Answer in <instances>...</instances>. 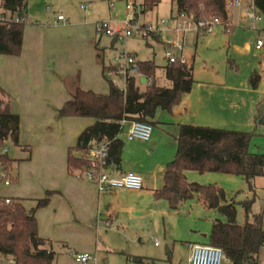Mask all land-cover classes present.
I'll return each mask as SVG.
<instances>
[{
    "label": "rangeland",
    "instance_id": "rangeland-1",
    "mask_svg": "<svg viewBox=\"0 0 264 264\" xmlns=\"http://www.w3.org/2000/svg\"><path fill=\"white\" fill-rule=\"evenodd\" d=\"M127 4L133 5V17L135 13L137 14L136 26L147 25L153 33H156L160 41H156L154 34L144 37L142 32L120 40L97 32V25L102 23H109L114 30L119 28L125 32V23L128 18ZM142 4L143 0H28V16L25 22L23 20L25 23L23 49L24 46L31 47L38 42V44L47 43L49 39L56 43L52 58L59 66L61 81H59L57 98L59 108L68 101L66 99H69L67 89L62 82V79L67 76L80 73L83 79L81 88L95 92L96 90L102 91L98 93H108V84L101 70L98 72L94 61L93 48L95 46L105 50V66L115 64V58L121 52L134 55L136 61L153 60L157 67V85L170 87L171 84L164 71L167 65L166 43L178 42L183 45L182 53L170 51L178 58L183 57L186 66L194 69L196 81H208L214 78L227 81V83L244 79L248 81L250 72L255 69L262 77L260 89L262 95L264 94V64L259 63L263 53L256 49L257 41L259 39L264 41L263 15L261 21H250L244 18L246 10H234L233 23L237 26L235 33L228 35L219 28L214 35L202 36L198 35L194 28L186 32L176 31L177 22L183 20L181 17L177 19L178 13L172 0H162L159 6L149 13L143 12ZM82 6L86 7L87 11H84ZM59 15H63L68 22H57ZM161 21H165L166 24ZM40 23L51 28L46 35L40 27L36 26ZM231 59L237 63L239 70L231 67L229 63ZM2 60L0 56V83H5L4 73L8 67L1 62ZM111 80H115L119 88L124 85L119 78L113 77ZM145 87L142 85L143 89ZM53 94H48V96H57L55 95L57 93ZM51 101L57 103L56 100ZM42 112L41 118H36L38 122L41 121L42 126L36 132H26L28 141L20 139V146L8 142V154L16 161L13 176L17 178L8 187L0 185V198L21 200L29 212L36 209L38 200L46 198L48 191H59L57 187H59L60 139L63 141V162L67 167L69 147L75 146L77 137L94 123L92 118L60 117L53 110ZM169 116L170 112L160 111L157 118L161 122L170 123L172 120ZM258 130L264 133V126ZM126 135L127 128H124L121 137L126 150L133 149L131 144L138 143L137 141L143 143L139 147V158L144 168L151 170L148 176L151 175L154 178L152 182L155 183L157 176L159 184L162 180L161 169L173 161L177 152L175 128L162 124L153 126L149 142L142 140L129 142ZM23 138H25L24 135ZM250 150L253 153L264 155V135L253 138ZM189 173L191 175L187 176L190 182L199 183L193 181L192 176L213 179L208 181H218L207 184L218 185L228 196H234L239 191L247 190L245 182L239 176L210 174L201 177L202 175L197 172ZM51 174L53 180L50 177ZM141 177L145 183L146 177L143 175ZM262 183H264V178H258L255 182L257 197L252 207L253 214L264 211V191L260 188ZM161 185L160 183L159 186ZM257 186H259L258 190ZM56 195L51 197L50 207L37 210L36 216L37 219L40 216L42 230L46 235L54 222L59 225V219L61 220L59 239L66 242L71 249L69 252H64V249L56 246L55 249L61 254L59 258L61 264H78L73 256L76 252L91 254L94 260L88 264H136L135 258L144 257L153 258L156 260H152L156 262L155 264H190V250L187 242L197 237L202 243L208 244V240L201 239L200 236L210 231L212 221L219 217L215 212L206 210L197 199L186 203L180 211H172L164 200L154 201L152 197L148 199L143 197L140 199L141 209L130 208L129 211L119 213V229L107 228L103 222L97 226L98 213L96 210L93 213L88 212L90 222L83 223L73 218L74 212L66 199L59 200L58 198V201L51 205ZM242 196L240 195L238 199ZM134 200L136 199L127 198L125 201ZM237 221L239 224L246 221L245 211L241 207L237 208ZM49 240L56 242L52 238ZM156 242L157 245H155ZM166 248L171 251L170 254H167ZM0 261L3 262L4 259L0 257ZM223 264L230 263L225 260ZM259 264H264V251Z\"/></svg>",
    "mask_w": 264,
    "mask_h": 264
},
{
    "label": "trees",
    "instance_id": "trees-1",
    "mask_svg": "<svg viewBox=\"0 0 264 264\" xmlns=\"http://www.w3.org/2000/svg\"><path fill=\"white\" fill-rule=\"evenodd\" d=\"M234 0H172L178 15H184L195 22L217 21L226 31L232 29L229 23L228 4ZM249 3V0H246ZM162 0H143L144 13L153 11ZM256 10L264 16V0H254ZM28 0H0V16L9 20L16 17L21 22L0 25V55L21 57L23 33L28 15ZM134 23L137 14L134 15ZM143 29L147 25L141 26ZM101 34V33H100ZM153 34V33H151ZM160 41L157 35H153ZM116 39V38H115ZM96 62L102 67V76L108 84V93L102 94L81 88V75L77 73L62 79L70 98L57 110L60 117L92 118L94 123L84 129L73 147L67 151V175L82 176L89 168L87 156L90 149L102 142L109 143L107 167L120 169L125 143L122 139L125 122H142L152 127L161 124L158 113L172 112L181 103L185 94L195 83L193 69L180 63L164 67L170 87L156 83V65L153 60L138 61L140 73L151 84L142 88L140 79L131 78L122 91L106 78L105 50L94 47ZM261 80L258 73L250 79V85L257 88ZM21 119L13 112L11 98L0 87V174L10 184L15 160L8 154L7 144L20 146ZM256 130L236 131L213 127L180 125L176 136L177 152L172 162L164 168L161 189L154 191L155 200H164L172 211H180L186 203L197 199L208 211L219 217L212 221L208 244L220 248L230 264H259L264 248V211L252 213L256 200L255 182L264 177V155L250 150ZM187 172L199 174H222L239 176L247 190L228 196L216 184H199L187 179ZM4 180H0L3 184ZM59 191H48L44 199L38 200L37 207L29 212L21 200L12 199L6 204L0 198V256L12 260L13 264H56L57 247L65 244L42 238L38 232L36 212L46 208L53 195ZM243 195L241 199H238ZM245 211L246 221L239 224L237 208ZM251 217V218H250ZM193 245V244H190ZM152 260L140 259L139 264Z\"/></svg>",
    "mask_w": 264,
    "mask_h": 264
},
{
    "label": "crops",
    "instance_id": "crops-1",
    "mask_svg": "<svg viewBox=\"0 0 264 264\" xmlns=\"http://www.w3.org/2000/svg\"><path fill=\"white\" fill-rule=\"evenodd\" d=\"M235 1H239L240 5L239 6L233 5V7L231 8L229 7V23L232 29L230 31H226L223 27L216 26L215 33L219 28L223 33H227L228 35H232L233 33H235L237 26H235L233 23V11L244 9L246 10L247 13V8L249 5L248 1L246 0H234L233 2ZM240 18L243 19V16L240 15ZM244 18L245 19L247 18L246 14L244 15ZM36 26L40 27V30L44 31L45 35L47 34V32H49V29H51L49 26H45L42 23L37 24ZM55 29H59V28H55ZM196 32H198V35L200 34L202 36L215 34V33L203 34L199 31ZM38 43L31 47L24 46L21 57L0 55L2 56L3 59L1 62H4L5 66L8 67V70L4 73L5 83H0V87L11 98L13 112L20 116L21 126H20L19 140L24 139V141H28L27 140L28 136L26 132H36L42 126L40 125L41 121L38 122V120L36 119V118H41V116L43 115L42 111L45 112L46 110H51V111L53 110L54 112L55 111L57 112V110L59 109V103L57 101L59 100L57 99L59 96V81H60L59 66L52 58V54L55 51L54 45L56 43H54V40H50V39L47 40V43H43V42L41 43V41H40L41 44ZM257 43H256V49H257ZM257 50L262 51L263 54L261 57V61L259 63L264 64V47L262 49H257ZM50 58L51 60H49ZM94 61L96 62L95 49H94ZM229 63L233 69L239 70V66L234 60L231 59ZM96 65L98 67V72L99 70H101L102 73V67L97 62ZM254 73H258V72L255 69L252 70L249 74V78L247 77L248 81L247 79H244L243 81L234 82L236 81L234 80L233 82L227 83V81L226 82H224V80L220 81L218 78L210 79L208 81L195 80L192 90L189 93L185 94L182 98L181 103L177 105L172 110V112H170L169 117L170 120L172 121L170 123L163 121L161 122V124L169 127L173 126L176 130L177 135L180 125L204 126V127H213V128L236 130V131L256 130L257 136L264 135V133H261V131L258 130L261 126H264V121L260 113L261 108L264 107V94L262 95L261 93L262 91L260 89V83L262 81V77L258 84V87L253 88L250 85V79ZM193 74H194V69H193ZM81 80L83 79L81 78ZM140 80L142 85H146V83L142 82V78ZM96 91L97 93L102 92L99 90ZM53 93H57L55 94L57 96L56 97L48 96V94L54 95ZM66 93H68L69 96V92L67 91ZM102 94H106V93H102ZM51 100H56L57 103H53ZM130 124L131 122H125V124L123 125V129L127 128V132H128L130 128ZM23 135L25 138H23ZM134 141L136 140L129 142H134ZM137 142L138 143L131 144L133 145L131 146L133 147V149L131 150H126V145H125L122 164L120 166V169H117L115 172L117 174L132 172L138 175L141 174L145 176L146 180L145 183L143 181L142 189L140 190L117 189L111 192L101 193L98 191L97 187L94 184L87 182L81 176L67 175V171H66L67 168L64 165L63 157H62L63 141L62 139H60L59 187H57L59 189V195L53 197V202L51 205H54L56 201H58V198L59 200L61 198H64L67 200V203L71 206L72 211L74 212L73 218H76L79 222L89 223L90 219L88 217V212L90 213L91 211L93 213V211L96 210L98 213L97 226H100L101 225L100 222H103L107 228L119 229L120 228V226L118 225L119 213H122V211L123 212L129 211L130 208H133L134 210L141 209L142 201H140V199H142L143 197H145L146 199L152 197L154 201H158L154 199V191L161 189L164 185V181H163L164 169H161L160 171L162 178L160 183L162 185L159 186L160 183L158 184L157 182V176L154 180L155 183H153L152 180L154 178H152L151 175L148 176L151 170L144 168V166L141 163V159L139 158L138 155L139 147L142 146L143 143L141 141H137ZM210 174H214V173H207L200 175H202L201 177H205L204 175H210ZM187 175H191V174L187 172L186 176ZM50 177L53 180L52 174L50 175ZM192 180L202 184H207L210 182L211 183L218 182L216 180L208 181V180H213L211 178L201 179L196 176L194 177L192 176ZM0 185H4V184H0ZM260 188H262L264 191V183H262V186H260ZM258 189L259 186H257V190ZM127 198H135L136 200L132 202H128L125 201ZM48 206L50 207V205ZM110 212H114L115 214L113 219H111L109 216ZM38 219H39L38 232L42 238L45 239L52 238L54 241H56V243L65 244V247L61 248L64 249V252L71 251L69 245L66 242H63L61 241V239H59V226L61 223L60 219H59V225L55 222L53 226L51 225L52 227H50V229L48 230L47 235L42 230L43 225L40 216H38ZM107 222H109L110 225H107ZM209 233L210 231L206 232L205 234L201 235L200 238L204 240H208ZM190 244H204V243H202L197 237H193L191 240H189L187 242V247L190 250V256H191V249L189 247ZM263 251L264 248L261 251V254ZM170 253L171 251L169 250L167 254ZM60 256L61 254L59 253L56 264H61L59 260ZM3 259L4 261L3 262L0 261V264H8L12 261L10 259L9 260H6L5 258ZM140 259L154 260L153 258H147V257L135 258V263L139 264L138 262ZM6 261H8V263ZM155 263L156 262L153 261L149 262V264H155ZM189 263H190V258H189Z\"/></svg>",
    "mask_w": 264,
    "mask_h": 264
},
{
    "label": "built area",
    "instance_id": "built-area-1",
    "mask_svg": "<svg viewBox=\"0 0 264 264\" xmlns=\"http://www.w3.org/2000/svg\"><path fill=\"white\" fill-rule=\"evenodd\" d=\"M235 6H239V1L230 2L228 4V8ZM128 10V18L126 20L125 32L121 29H113L109 23H102L97 25L96 29L98 33L106 34L115 37L120 40L124 37L136 36L140 32L143 33V36L146 37L149 34L153 33L149 27L142 28L137 27L133 22L134 17L132 14L133 5L127 4L126 6ZM84 11H87L86 7L82 6ZM247 19L250 21H261L262 15L256 10L254 5V0H249V5L246 13ZM182 18L183 21H178L176 26V31L186 32L190 28H194L196 31H199L203 34H214L215 27L218 26L217 21H199L195 22L190 18H187L184 15H180L177 18ZM18 23L21 22L19 18H15L14 20H9L5 17L0 18V25H7L8 23ZM57 22L66 23L67 19L63 15H59L57 17ZM163 24H166L165 21H161ZM136 27V28H133ZM156 34V33H153ZM168 50L165 52V58L167 59L168 64L180 63L181 65H186L183 57L178 58L174 56L170 50L177 51L178 53H182L183 45L176 43H166ZM264 47V42L259 40L257 43V49H262ZM115 64L110 65L112 69L106 71V78L112 81L113 84L116 85L115 80H111V78L116 77L123 81L124 85L120 88L122 91L125 90L126 84L129 79L144 78L146 84H151V79H146L140 73V69L138 66V61L134 55H130L128 53L121 52L115 58ZM125 124V123H124ZM153 132V127L150 124L133 121L130 124V128L127 132L126 138L128 141L133 140H142L149 141L151 139ZM109 155V143L102 142L99 144H95L89 151L87 156V160L89 163L88 170L83 173L81 176L87 182L94 184L98 191L101 193L111 192L117 189H130V190H140L143 187L142 177L136 173L128 172L124 174H117L115 171L111 170L107 167V158ZM0 180H4L3 184L5 186L10 185V181L5 178L4 174H0ZM4 202L6 204H11L12 200L10 198H5ZM109 216L111 219L114 218V212H110ZM107 225H110L107 222ZM157 245V242H156ZM191 249L190 256V264H223L226 260V257L223 251L220 248L210 246V245H201V244H193L189 246ZM73 256L78 264H88L90 261L94 260V257L89 253H73ZM10 263L13 264V261Z\"/></svg>",
    "mask_w": 264,
    "mask_h": 264
},
{
    "label": "water",
    "instance_id": "water-1",
    "mask_svg": "<svg viewBox=\"0 0 264 264\" xmlns=\"http://www.w3.org/2000/svg\"><path fill=\"white\" fill-rule=\"evenodd\" d=\"M145 81H146V80H145L144 78H142V82L145 83ZM260 113H261L262 119H263V121H264V107L261 108ZM168 251H169L168 248H166V252H168Z\"/></svg>",
    "mask_w": 264,
    "mask_h": 264
}]
</instances>
